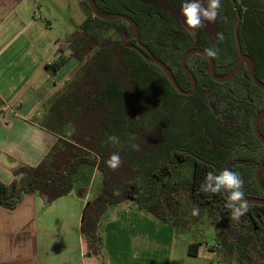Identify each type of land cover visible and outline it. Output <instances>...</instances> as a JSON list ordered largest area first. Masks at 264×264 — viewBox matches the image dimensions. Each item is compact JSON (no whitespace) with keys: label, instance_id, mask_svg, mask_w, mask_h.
Masks as SVG:
<instances>
[{"label":"trees","instance_id":"obj_1","mask_svg":"<svg viewBox=\"0 0 264 264\" xmlns=\"http://www.w3.org/2000/svg\"><path fill=\"white\" fill-rule=\"evenodd\" d=\"M235 1L242 52L253 60L256 77L264 83V0ZM94 2L101 14L132 18L141 43L167 65L183 91L192 89L181 65L191 49H219L213 58L218 77L236 68L237 15L231 0H222L214 22L204 21L195 30L184 22L182 0ZM82 3L90 15L79 32L57 42L48 66L56 74L72 59L78 63L39 121L58 141L40 165L20 166L11 184L0 183V205L13 210L28 194L50 204L73 191L80 167L92 166L102 174L103 187L82 215L88 256L102 257L99 224L107 206L132 201L176 235L188 237L191 256L206 246L205 227H199L208 222L215 234L210 250L219 260L264 264V206L248 205L243 216L232 219L225 206L227 193L201 190L206 173L228 168L243 179L246 201L264 199L256 178L263 147L251 129L255 116L264 111V92L252 83L247 67L231 82L219 84L209 76L207 59L194 55L187 65L197 90L190 97L181 95L161 68L130 48L137 44L127 22L100 20ZM201 3L207 7L208 0ZM107 30L113 37L102 34ZM218 33H223L222 41ZM260 129L264 135V121ZM112 135L119 144L108 142ZM114 152L121 163L112 169L106 161ZM246 158L255 164L239 163ZM260 176L264 186V169Z\"/></svg>","mask_w":264,"mask_h":264},{"label":"crops","instance_id":"obj_2","mask_svg":"<svg viewBox=\"0 0 264 264\" xmlns=\"http://www.w3.org/2000/svg\"><path fill=\"white\" fill-rule=\"evenodd\" d=\"M37 4L0 0V183L5 185L18 167L40 165L58 141L39 121L63 88L71 63L56 74L48 70L60 41L34 18ZM83 170L75 177L89 174L88 184L76 186L74 177L73 191L50 204L28 194L13 210L0 205V264H236L212 257L206 247L209 257L191 256L188 237L132 201L107 206L99 224L102 257L88 256L81 221L97 195L90 189L97 170Z\"/></svg>","mask_w":264,"mask_h":264},{"label":"water","instance_id":"obj_3","mask_svg":"<svg viewBox=\"0 0 264 264\" xmlns=\"http://www.w3.org/2000/svg\"><path fill=\"white\" fill-rule=\"evenodd\" d=\"M78 1L86 3L89 6V8L91 9L94 17H96L100 20H103L106 22H115L118 20H123V21L127 22L132 28L133 38L135 39L136 44H137V46H131L130 48L135 50L147 63L152 64V65H156L159 68H161V70L164 72L165 76L167 77V79L169 80V82L171 83L173 88L178 93H180L181 95L190 97V96L194 95V93L197 90V81H196L194 75L192 74V72L190 71V69L188 68V65H187V60L194 55H202L207 59V61L209 63V71H208L209 76L211 77V79L213 81H215L219 84L228 83V82L232 81L240 73V71L242 70V68L244 66L247 67L248 74H249V77H250L252 83L259 90L264 92V83L259 81L258 78L256 77L253 60L249 56L245 55L241 49L239 35H238V30H239V26H240V22H241V15L238 11L237 3L235 0H231V2L233 4L234 10H235L236 15H237V20H236V23L234 26V38H235L237 54H238L236 68L228 76L218 77L216 75L215 63H214L213 58L207 57L205 54V50H203V49H191L184 54V56L182 57V60H181V65H182L183 71L185 72V74L189 77V79L192 82V89L190 91H183L179 87L175 77L173 76L171 70L167 67V65H165L162 61H160L158 58H156L150 52L148 47L144 46L141 43L138 26L132 18H130L126 15H121V14H114V15L101 14L96 3L94 2V0H78ZM263 120H264V111L260 112L255 117L253 124H252V130H253V134H254L255 138L258 140V142L261 145L264 146V137L262 136V134L260 132V128H259L260 123ZM263 168H264V163L258 165V168L256 171V178H257L258 186L262 192H264V186L262 184L260 174H261V171L263 170ZM247 204L248 205L264 206V199L247 200Z\"/></svg>","mask_w":264,"mask_h":264},{"label":"clouds","instance_id":"obj_4","mask_svg":"<svg viewBox=\"0 0 264 264\" xmlns=\"http://www.w3.org/2000/svg\"><path fill=\"white\" fill-rule=\"evenodd\" d=\"M222 7V0H208L207 7H204L201 0H182L181 13L184 18L186 26L190 29H197L203 26L204 21L214 22ZM219 40H223V33H218ZM219 49L216 47H209L205 49V54L209 58L218 56ZM108 142L112 144H119V137L112 135L107 137ZM107 165L115 169L119 167L121 160L118 152H114L106 161ZM244 181L237 171L224 168L215 174L208 172L201 183V190L213 194L227 193L228 200L226 207L230 209L231 218L239 219L248 211L247 201L244 199L243 192ZM195 208L193 214H195Z\"/></svg>","mask_w":264,"mask_h":264},{"label":"rangeland","instance_id":"obj_5","mask_svg":"<svg viewBox=\"0 0 264 264\" xmlns=\"http://www.w3.org/2000/svg\"><path fill=\"white\" fill-rule=\"evenodd\" d=\"M36 1L38 4L35 13H38V17H36L34 13V18L36 20H39V22L43 25V27L46 29L48 34L53 39L58 40L60 42L65 41L71 35L79 32L82 24L86 20V17L90 15L88 8L78 0H36ZM102 34H109L111 37H113L112 32H109L108 30L106 32H103ZM69 63L71 64L69 66L67 65L66 67L67 70L65 69L66 70L65 73L67 72L65 75V82L72 77L74 71L78 67V63L75 59H72ZM80 168L84 169L83 171H85L86 169L92 170L93 167L84 165ZM96 174L97 177L93 178L90 189L91 191H93L92 194L98 195L103 187V176L98 171ZM85 178L75 177V180L77 179L75 183L76 186L78 185L82 186L83 184L87 185L88 182L90 181L89 174H86ZM203 227H205V231H206V232L202 231L205 232L204 233L205 235H203L205 236L204 239L207 243L205 247L207 248V250L213 249L214 238H215L214 230L211 229L208 222H206L204 226L200 225L199 227L200 230L203 229ZM205 247H203L200 251L201 257H209V253L208 251L205 250ZM212 257H218V256L215 253V255H212ZM233 262L236 263L235 260H233Z\"/></svg>","mask_w":264,"mask_h":264},{"label":"flooded vegetation","instance_id":"obj_6","mask_svg":"<svg viewBox=\"0 0 264 264\" xmlns=\"http://www.w3.org/2000/svg\"><path fill=\"white\" fill-rule=\"evenodd\" d=\"M133 46H137V45H133ZM130 47H131V46H130ZM244 67H245V66H244ZM244 67H243V68H244ZM243 68H242V69H243ZM240 72H241V71H240ZM230 82H231V81H230ZM256 116H257V115H256ZM256 116H255V117H256ZM254 119H255V118H254ZM254 119H253V121H254ZM263 121H264V120H263ZM263 121H262V122H263ZM262 122H261V123H262ZM261 123H260V124H261ZM252 124H253V122H252ZM259 128H260V126H259ZM251 129H252V128H251ZM260 132H261L262 136L264 137V135H263L261 129H260ZM252 133H253V130H252ZM253 135H254V134H253ZM260 145H261V144H260ZM261 146L263 147V148L261 149V157H260V158H261V159H260L261 161L256 162V163H257V168H258V165L264 163V146H263V145H261ZM250 160H251L250 158L241 159V162H239V163H242V164H246V163H248V164H249V163L255 164V161L253 162V161L251 160L252 162H250ZM263 169H264V168H263ZM261 172H262V171H261ZM263 193H264V192H263Z\"/></svg>","mask_w":264,"mask_h":264},{"label":"built area","instance_id":"obj_7","mask_svg":"<svg viewBox=\"0 0 264 264\" xmlns=\"http://www.w3.org/2000/svg\"><path fill=\"white\" fill-rule=\"evenodd\" d=\"M35 16L38 17V13H35ZM50 65V64H49Z\"/></svg>","mask_w":264,"mask_h":264}]
</instances>
